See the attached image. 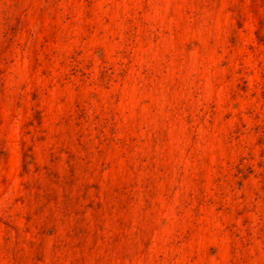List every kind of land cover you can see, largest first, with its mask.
Returning <instances> with one entry per match:
<instances>
[{
    "label": "rangeland",
    "instance_id": "rangeland-1",
    "mask_svg": "<svg viewBox=\"0 0 264 264\" xmlns=\"http://www.w3.org/2000/svg\"><path fill=\"white\" fill-rule=\"evenodd\" d=\"M0 264H264V0H0Z\"/></svg>",
    "mask_w": 264,
    "mask_h": 264
}]
</instances>
